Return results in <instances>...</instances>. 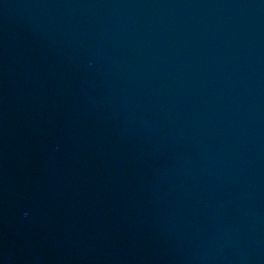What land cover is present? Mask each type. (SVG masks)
<instances>
[{"label": "water", "instance_id": "obj_1", "mask_svg": "<svg viewBox=\"0 0 264 264\" xmlns=\"http://www.w3.org/2000/svg\"><path fill=\"white\" fill-rule=\"evenodd\" d=\"M0 264H264V0H0Z\"/></svg>", "mask_w": 264, "mask_h": 264}]
</instances>
